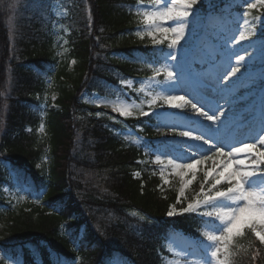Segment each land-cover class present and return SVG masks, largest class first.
<instances>
[{
  "label": "trees",
  "instance_id": "1",
  "mask_svg": "<svg viewBox=\"0 0 264 264\" xmlns=\"http://www.w3.org/2000/svg\"><path fill=\"white\" fill-rule=\"evenodd\" d=\"M139 2L0 0V198L13 175L40 196L16 208L0 199L6 255L26 264H165L173 232L199 236L210 225L179 214L186 205L152 164L139 135L158 133L153 115L125 118L83 99L112 96L163 63L164 51L139 35ZM227 259L264 264V245L245 228Z\"/></svg>",
  "mask_w": 264,
  "mask_h": 264
},
{
  "label": "rangeland",
  "instance_id": "2",
  "mask_svg": "<svg viewBox=\"0 0 264 264\" xmlns=\"http://www.w3.org/2000/svg\"><path fill=\"white\" fill-rule=\"evenodd\" d=\"M247 3L256 6L249 9ZM166 4H170V0H163V2L162 0H140L138 4V9L142 14L139 35L142 39L150 40L152 44L153 36L163 40L162 44L155 45L164 51L163 63L157 66L151 76L144 77L138 82L131 79L123 81L120 86L113 88L112 96L99 93L84 94L83 99L113 114L121 115L116 109L127 108L132 112V115L127 117L121 115L125 118L135 117L143 112L152 113L151 115L157 122L155 129L158 133L151 139L143 138L141 135L139 137L148 143L150 159L152 164L158 166L157 169L161 173L164 187L177 190L179 204L187 207L188 203L197 198L202 184L207 190L209 185L204 183V174L206 171H211L214 164L212 160H206L193 170H177L168 165V159H175L181 153V144L184 141L182 138L169 137L168 146L161 145L160 142L166 138L164 133L168 131L163 125L183 124L184 117L191 114V109L190 106L183 111L159 107L161 97L167 93L162 91L158 84L166 81L167 70L178 71L174 67L176 62H165L164 55L176 51L177 61L183 64L187 70L186 82L180 88L170 89L172 94L186 95L193 102L199 99L205 110H207L210 101L225 111V118L218 123V127L212 125L210 121L202 120L198 131H206L211 128L214 139L218 138L229 144L239 134H242L240 142L256 143L254 137L261 133L260 115L264 110V2L262 0H202L196 6L199 9L196 16L189 18L187 35L185 40L181 41L182 47L179 50L170 49L168 45L173 38L172 35L169 34L165 37L163 33L156 32L154 26L146 22L144 15L145 12L158 11ZM244 12H247L248 15L244 16ZM56 13L64 16L66 9L58 6ZM245 20L248 23L245 24ZM157 23L162 27L175 26L176 24L175 21ZM240 32H243L248 39L241 41L240 44H235V39L238 38ZM67 46L68 44L64 43L60 52H66ZM238 55L245 56V63L241 67L240 73L228 80H223L222 77L228 68L235 66V58ZM202 82H207L210 87L202 88L200 86ZM51 96L55 98L54 94ZM153 101L156 103L153 104ZM128 133L134 135L136 131L129 129ZM237 145L239 144L237 143ZM157 149L170 151L171 155H162V162L157 163ZM227 151L228 147H225V152ZM239 158L246 159V156L241 154ZM177 162L188 161L181 159ZM232 167L235 168L236 165L233 164ZM212 175H215L214 171H212ZM13 177V185L5 186L4 194L0 198L5 202L3 204L5 208H8L9 205L16 208L24 205L27 201L40 200L37 191H32L29 185L21 186L17 177L15 175ZM210 182L211 177H209ZM218 187L226 188L227 185L222 183ZM205 210L204 208L200 209L201 212ZM206 218L211 223L200 232L199 236H191L182 231H175L171 234L167 245L172 256L166 260L165 264H215L208 249L211 242L207 240L205 234H219L222 225L214 218ZM224 257L222 253L221 259ZM0 259L5 260L4 264H26L22 257L12 258L6 255L1 248ZM35 261L39 263L40 257L37 256Z\"/></svg>",
  "mask_w": 264,
  "mask_h": 264
},
{
  "label": "snow or ice",
  "instance_id": "3",
  "mask_svg": "<svg viewBox=\"0 0 264 264\" xmlns=\"http://www.w3.org/2000/svg\"><path fill=\"white\" fill-rule=\"evenodd\" d=\"M163 2V0H162ZM202 0H170V4H166L158 11L145 12L146 22L154 26V30L163 33L165 37L169 34L172 39L168 47L170 49L179 50L181 41L185 40L188 31V21L190 17H195L199 9L196 6ZM264 2V0H262ZM256 5L247 3L249 9ZM15 7V5H13ZM244 16L248 13L244 12ZM175 21V26L162 27L157 22L168 23ZM244 23H248L247 20ZM248 37L240 32L235 44L247 40ZM163 40L153 36V44H162ZM235 66H230L222 77L228 80L235 77L241 71V67L245 63V56H236ZM164 61L176 62L174 67L178 71L167 70L166 81L160 82L158 87L162 89L166 95L160 99L159 107L161 109H177L185 110L190 106L191 114L184 117V123L165 124L163 127L168 131L164 133L166 137L161 141V145L167 147L169 137L182 138L181 153L175 159H168V165L177 170H193L198 165L203 164L206 160H212L214 168L206 171L204 174V183L208 184L207 190L201 185L200 193L197 198L179 210V214L197 213L203 217L214 218L220 221L222 229L219 234L206 235L209 242L208 249L210 256L215 260V264H229L227 256L229 255V247L235 237L244 235V229L247 228L264 245V110L261 111V133L254 137L256 143L239 142L226 143L221 139H214L212 129L206 131H198L202 120L210 121L212 125L218 127V123L225 118L223 108L208 102V108L202 105L201 100L193 102L186 95H176L170 92V89L180 88L185 81L186 69L183 64L177 61V52L171 51L164 55ZM159 74V73H158ZM202 88L210 87L207 82H202ZM156 101H153L155 104ZM121 115L131 116L132 112L127 108L116 109ZM152 113L143 112L141 115H151ZM159 116V113H157ZM202 118V119H201ZM259 144V147H257ZM225 147L228 151L225 152ZM157 163H161V156H170V151L156 150ZM210 153V155H209ZM245 154L246 159H240V155ZM199 155V158H197ZM223 158V159H220ZM184 159L188 162L178 163V160ZM236 167L233 168L232 165ZM229 169H232L231 171ZM212 171L215 175H212ZM209 177L211 182L209 183ZM222 183L226 184V188L218 187ZM201 208L206 209L200 211ZM169 217L177 215L178 210L175 206L167 213ZM247 252V249L244 250ZM225 258L221 259V254ZM257 251L253 256H258Z\"/></svg>",
  "mask_w": 264,
  "mask_h": 264
},
{
  "label": "bare ground",
  "instance_id": "4",
  "mask_svg": "<svg viewBox=\"0 0 264 264\" xmlns=\"http://www.w3.org/2000/svg\"><path fill=\"white\" fill-rule=\"evenodd\" d=\"M217 136V135H216ZM241 136H242V134H239V135H237L235 138H233V141H232V143H238L239 144V139L241 138ZM218 137V136H217ZM232 138H231V140H232ZM229 150V149H228Z\"/></svg>",
  "mask_w": 264,
  "mask_h": 264
}]
</instances>
